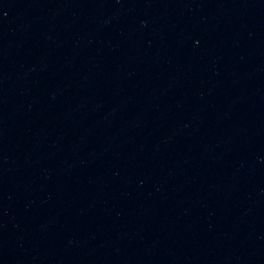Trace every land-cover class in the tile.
Instances as JSON below:
<instances>
[{
    "label": "water",
    "instance_id": "obj_1",
    "mask_svg": "<svg viewBox=\"0 0 264 264\" xmlns=\"http://www.w3.org/2000/svg\"><path fill=\"white\" fill-rule=\"evenodd\" d=\"M0 264H124L76 243L0 220Z\"/></svg>",
    "mask_w": 264,
    "mask_h": 264
}]
</instances>
